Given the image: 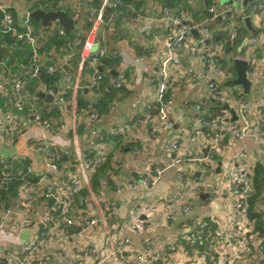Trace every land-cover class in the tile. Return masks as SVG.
Segmentation results:
<instances>
[{"label": "built area", "instance_id": "1", "mask_svg": "<svg viewBox=\"0 0 264 264\" xmlns=\"http://www.w3.org/2000/svg\"><path fill=\"white\" fill-rule=\"evenodd\" d=\"M21 1L25 3L26 8L20 19L7 8L0 7L1 19L4 23V26H0V47L13 51L14 44L18 42L30 47L28 62L21 64L15 71H10L4 56L3 62L0 63V97L5 100V106L7 110L9 109L8 113L7 110L0 112V136L11 140L28 133L31 125L34 124L38 134L33 139H36L35 145L43 155L44 167L36 170L30 165L25 172L16 174L6 158L0 159V198L4 185L15 181L21 183L14 188L18 197L5 200L0 205V234L5 232L19 235L26 230L33 233L31 239L25 243L15 240L10 246L1 248L0 264H73L68 248L60 249L57 259L44 255V245L39 238L41 228L47 229L43 236L52 238L50 223L57 219L65 230L62 237L65 241H69L75 236L76 228L89 234L98 225L99 219H89L86 216V201L83 193L91 190L94 175L108 162L115 167L120 165V160L114 153L115 143L118 140L128 139V136L136 130L139 120L133 118L117 128L104 129L101 125L100 113L91 107H80L77 96L82 89L81 82L86 72L90 73L88 88H97L111 78L110 71L104 70L105 60H117L119 54L109 53L107 48L101 45L99 34L117 18L125 16H129L138 26L139 31L148 38L152 35L153 24L166 27L169 30V39L165 57L156 66L150 78L144 77L143 73L140 76L133 66H126L112 79V88L120 90L130 83H135L141 77L147 80L155 93V99L146 104L143 117L144 122L149 126L150 135L156 137L162 132L173 133L175 77L171 68H180L184 57L199 60L203 67L202 71L197 72L195 68L190 67L186 70L185 76L193 83L201 81L207 83L204 100L192 104L188 99L184 101L183 107L193 108L196 114L191 124L194 136L190 141L196 143L198 135L204 132L206 138L204 156L200 159H191L181 157L183 139L173 133L168 145L169 155L162 166L154 168L152 174L140 182L130 181L125 185L116 186V192L122 194L125 191H135L140 185L143 189L150 190L159 184L164 172L175 169L178 172V182L183 187L173 195L161 199L160 204L167 221L176 222L180 213L185 216L191 214L194 208L193 200L207 188L204 180L189 183L188 166L195 162L202 165L214 164L226 133L235 144L241 145L242 149L233 156V167L227 174L228 184L235 195L233 208L236 214L223 251L218 249L222 242L217 244L213 240L208 243L212 234L206 223L199 222L183 242H173L163 247L147 243L143 248L131 251L133 246L131 238L119 239L109 253L113 264H157L169 253L180 254L185 258L186 264H239L249 260L252 250L260 252L264 238L256 232L250 217V199L255 192L254 176L246 165V162L251 160V156L243 148V144L249 138H256L264 147V106L254 108L249 96L239 90L238 106L232 108L229 101L233 97L226 93L221 83L232 81L235 77L234 73L225 68V62L228 61L225 52L228 41L231 42L232 49L240 39L242 33L238 20L252 18L261 12L264 6L259 2L237 0L238 3L243 4L240 9L232 5L219 9V0H204L207 6L204 16L200 20H192L188 19L184 9L179 6L175 8L165 6L157 13L146 5H137L133 1L102 0L100 7L96 8L94 0H87L84 5L87 9V22L91 23V28L82 38L71 40L65 28L58 22L52 23L51 27H47L49 31L40 35L32 14L37 10H43L45 4H36L34 0ZM54 2L57 9L64 7L65 0H54ZM74 5L75 8H79L81 2ZM108 9H111L110 15L106 14ZM217 18H221L226 24L227 39L220 38L219 36L222 35L211 27ZM51 33L66 39L62 49L64 52L62 59L65 64L72 62L76 57L78 59L77 80L73 84L66 80L63 64L57 65L44 59L43 48ZM4 35H11L15 43L9 45L3 38L1 39ZM249 41L252 50L247 57L234 55L230 59L231 61L246 60L251 68L247 71L248 78L252 84L258 83L264 88V59L260 61L255 52L260 38L254 35ZM262 50L264 53V43ZM134 63L144 65L146 57L136 56ZM42 70L58 77L55 88L40 84L41 92L53 97L49 109L40 105L38 97L30 90L33 81H40ZM204 104L215 105L216 110L206 112ZM225 105L229 108L225 109ZM70 108L76 110L71 145L61 147L53 141V138L67 131L68 126L63 113L68 112ZM231 110H234L236 119L233 118ZM253 113L256 116V124L251 119ZM79 114L81 118L76 117ZM82 125H85L88 131L84 149L81 147L79 134ZM133 149L137 153H147L144 144H136ZM102 181L104 186L109 185L108 178ZM179 206H182L181 212L178 210ZM142 208L139 202H135L131 205L133 216L122 218L117 203L112 201L108 206L107 220L120 222L125 230L135 236H142L147 231V223L135 216L142 211ZM218 252L222 254L219 259L215 256ZM98 256L99 252L93 247H87L82 251V258L85 260ZM258 264L262 262L259 260Z\"/></svg>", "mask_w": 264, "mask_h": 264}, {"label": "crops", "instance_id": "2", "mask_svg": "<svg viewBox=\"0 0 264 264\" xmlns=\"http://www.w3.org/2000/svg\"><path fill=\"white\" fill-rule=\"evenodd\" d=\"M79 1L81 2V6L75 8L74 4ZM86 1L87 0H65L63 8L57 9L54 5L56 10H53H64L67 12L69 17L75 21L74 33L77 34L79 38H82L87 32L85 27L87 24V9L84 5ZM99 1L102 3V0ZM131 1L137 5L144 4L150 10L157 13L161 12V9L165 6L171 7L164 2V0ZM222 1L223 0H219V9H222L226 5H232L238 9L243 6V4L238 3L237 0H225L224 4ZM251 1L259 2L264 6V0H250L249 2ZM177 2L180 5L179 7L183 8L184 12H186L188 19L200 20L204 16L207 7L204 0H177ZM34 3H44L45 6L43 10L51 12L49 9L53 6L52 2L48 0H34ZM100 5H95V7L99 8ZM0 7L7 8L19 19L26 8L25 3L21 0H0ZM238 23L241 27V33H245V39L248 41L243 48L241 47L242 44L240 47H237V54H231V48L228 53L225 52V55L227 54V62L231 61L230 58L234 55L247 57L252 50L249 41L252 37L251 31L246 28L244 21L238 20ZM252 24L257 30L255 35H258L260 38L255 52L259 60L262 61L264 59L262 50L264 43V8L257 15L252 16ZM0 26H4L1 18ZM211 27L216 33L225 36L226 31L223 27L215 22L211 24ZM48 31L47 28L44 29V27L41 26L39 34L43 35ZM151 32V37L148 38L144 36L129 16L117 18L110 23L108 28H104L100 31L99 39L101 45L107 48L111 54L118 53L119 58L116 61L110 60L105 63L104 70L110 71L111 78L97 88H88L90 85V73H85L81 82L82 89L77 96L79 105L80 107H91L97 110L102 117L101 125L104 129L117 128L127 124L133 118L138 119L139 123L136 130L128 136V139L118 140L115 143L114 153L119 158L120 165L115 167L112 163L108 162L105 165L104 171H98L94 175L91 190L84 191L83 193L86 201V216L89 219H99L98 225L93 228L89 234L81 232L80 228H76L75 236L69 241H65L62 237L65 230H63L62 225L57 222L59 221L57 219L50 223L49 230L53 232L52 238L48 239V237L43 236L42 234L46 233L47 229L44 227L41 228L39 238L44 245V255H47L51 259H57L59 257L60 249L68 248L73 264H113L109 253L115 242L119 239L126 237L131 238L133 242L131 251L141 249L147 243H153L163 247L173 242H183L186 236H188L199 222L208 224L209 221L212 223L211 226H215V232H212L209 227L212 236L208 240V243L213 240L217 242V244L222 242V247L220 246L218 249L223 251L225 248V241L227 240L229 231L234 225V216L236 214L233 208L235 195L228 184L227 174L233 167V156L242 149L241 145H237L233 142L228 133H226L224 142L221 145L220 152L216 156L214 164H209L208 166L209 170H212V167H214L213 173L206 175L207 169H205V165L199 162H195L188 166L189 183L196 180H204L207 186L204 192L193 200L192 204L194 208L190 215L185 216L180 213L178 221L172 223L167 221L162 211L160 200L173 195L183 187L178 182V172L175 169L164 172L159 184L150 190H145L140 185L135 191H125L122 194L116 192V186L125 185L130 181L140 182L143 178L150 176L154 168L162 166L164 160L169 155L168 145L173 133L178 134L183 139L184 146L181 157L200 159L204 156L205 152V132L204 134L198 135L196 143L190 141L191 137L194 136L191 124L195 120L196 114L193 108L184 109L183 107L185 100L190 99L192 104L204 100V95L207 91V83L205 81L193 83L185 76L186 70L190 67L195 68L197 72L202 71L203 67L199 60L184 57L180 68H171L172 74L175 77V83L173 85V90L175 92V105L173 109L174 125L177 120L178 111L183 112V125L180 131L173 128V133L162 132L156 137L150 135L149 126L144 122L143 117L145 106L148 102L155 99V93L147 80L141 77L135 83H130L120 90H115L111 86L112 79H114L118 72L126 66H133L134 69L140 73V76L142 73L144 77L148 78L153 75L156 66L161 59L165 57L169 30L160 24H153ZM225 37L223 38L227 39V36ZM13 52L14 51L10 54H4L6 64L7 61L10 60ZM62 56L55 61V64H63L65 66L66 80L68 83L73 84L77 80V64H75L74 61L65 64ZM136 56H145L146 64H135L134 58ZM48 60L51 62L50 58H48ZM21 64L19 59L15 58L14 62L8 67L10 71L13 72L18 69ZM250 70L251 68H249L248 71ZM236 78L237 75L234 77V80ZM232 81H222L221 87L230 97L234 98H232L229 103L232 108H235L238 106L237 92L240 90L244 93V89L239 85H235ZM229 82L232 84H229ZM40 84L36 87V91L38 92L37 95L33 92L32 85L30 88L31 92L36 97H38V94L41 92ZM249 98L253 102L254 108L264 106V88L260 87L258 83H253ZM38 99L40 105L49 109V104L52 102H46L39 97ZM203 107L205 111L209 113L216 110L215 105L213 106L211 104H204ZM2 111L5 112L3 109H0V112ZM8 112L9 109L7 110V113ZM75 113L76 110L74 108H70L68 112L63 113L68 126L67 131L53 138V141L61 147L71 145ZM232 116L234 118L233 114ZM76 117L81 118L82 116L79 114ZM223 118L227 121L225 116H223ZM251 119L254 124H256V116L254 113L251 114ZM197 129H199L198 125ZM29 130L28 133L16 136L11 140H6L0 136V159L6 158L16 174L25 172L26 168L30 165L36 170H41L44 167L43 155L35 145L36 139H33L38 134V130L34 124L31 125ZM79 134L81 138L80 144L82 149H84L86 146V137L88 135L85 125L79 128ZM136 144H144L147 148V153H137L133 149ZM243 148H245L251 156V160L246 162V165L255 177L256 168L258 166L264 167V147L260 140L249 138L246 140L245 144H243ZM218 169H220V172L217 171ZM106 178H108L109 181L108 186L103 185L102 180ZM112 201L117 203L119 214L122 218L133 216L131 205L135 202H139L143 208L142 211L135 216L147 223L146 233L142 236H135L131 232L125 230L120 222L117 223L107 220L108 206ZM181 209L182 206H179V212H181ZM253 213H256L259 217L251 218L254 222V229L264 238L263 200L257 202L253 209ZM32 235L33 233L30 230L23 231L19 235L3 232L0 234V249L10 246L11 242L15 240H20L22 243H25L31 239ZM87 247L95 248L99 252L98 258L91 260L83 259L82 251ZM221 255L222 254L218 252L215 256L219 259ZM259 260L264 264V243L260 252L258 250H252L249 260L239 264H258ZM157 264H186V260L180 254L174 255L169 253L164 259L159 260Z\"/></svg>", "mask_w": 264, "mask_h": 264}, {"label": "trees", "instance_id": "3", "mask_svg": "<svg viewBox=\"0 0 264 264\" xmlns=\"http://www.w3.org/2000/svg\"><path fill=\"white\" fill-rule=\"evenodd\" d=\"M127 1H131V0H127ZM50 2H52V7L49 9L50 11L56 10L55 6L56 3L54 2V0H50ZM164 2H166L169 6L175 8L180 6L177 2V0H164ZM95 5H100L101 2L99 0H95L94 1ZM55 5V6H54ZM36 7V5H35ZM111 13V9H108L106 14L110 15ZM0 18H1V14H0ZM34 24L36 26V28L38 29L37 31L39 32L40 27L42 26V24L40 22H36L34 21ZM43 27V26H42ZM87 31L91 28V23L87 22V24L85 25ZM45 29V27H44ZM48 30V28H47ZM71 40L77 38V34H72L68 36ZM220 38H223L225 36L222 35L219 36ZM245 33H242L240 36L239 41L235 44V46L231 49V51L234 48L240 47L242 42L245 39ZM4 39L9 45L14 44L15 40L11 35H4L1 37V39ZM226 38V37H225ZM66 44V39L65 38H60L57 34L55 33H51L46 40V43L44 45L43 48V53L45 58L44 59H51L50 63H55V61L62 56L63 52V47ZM15 45V49L13 50V54L10 58V60L7 62V65H10L11 63L14 62L15 58L19 59L20 63L22 64H26L29 60V56H30V47L26 44H22V43H16ZM112 61L114 59H107L105 60V63H107L108 61ZM75 64H77L78 59L77 57L73 60ZM116 61V60H115ZM235 72V76L236 74V70H234ZM58 81V77L57 76H51L49 75L46 70H42L41 72V76H40V81H33L32 82V88H33V92L35 93V95H37V91H36V87H38V85L40 83H43L46 87L48 88H55L56 84ZM229 84H232L231 82H229ZM0 109H3L4 111L7 110L6 106H5V100L3 98L0 97ZM105 166L101 169L102 171H104ZM100 170V171H101ZM21 183L19 181H15L14 183H9L4 185V190L1 192V198H0V205L3 201L8 200V199H15L18 197V194L16 192V190L14 189L16 186H19ZM254 187H255V193L254 195L251 197L250 199V217L251 218H259L257 216L256 213H253V209L255 208L257 202L263 200L264 201V167L263 166H258L256 168V173H255V177H254ZM209 224V226H208ZM207 224L208 228L210 227L212 232H215V226H211V222L209 221Z\"/></svg>", "mask_w": 264, "mask_h": 264}, {"label": "water", "instance_id": "4", "mask_svg": "<svg viewBox=\"0 0 264 264\" xmlns=\"http://www.w3.org/2000/svg\"><path fill=\"white\" fill-rule=\"evenodd\" d=\"M33 19L36 22H41L42 26L47 28L51 27L52 23L58 22L62 27L65 28L67 34L71 35L74 34L75 31V21L69 17L66 11L64 10H59V11H51V12H46L44 10H37L32 14ZM215 23L218 24L219 26L223 27L226 31V24L221 20V18H217L215 20ZM245 26L248 30L251 31L252 36H254L257 33V30L253 27L252 24V18L247 17L244 19ZM247 39H245L242 43V48L246 45ZM231 48V42L228 41L226 44V53L230 51ZM12 51L9 48L6 47H0V63L3 62V56L4 54H10ZM234 67L237 73V78L233 80L232 82L235 85H239L244 89V93L247 96H250L251 94V86L252 82L248 78L247 71L249 68V63L246 60L243 59H235L234 60ZM102 71V68L100 69ZM38 97L42 100H45L46 102H52L53 97L45 94L44 92H40L38 94ZM225 108H228L227 105H225ZM232 114L234 115V119H236V114L234 110H231ZM183 112L178 111L177 113V120L175 122L174 128L177 131H180L182 125H183ZM220 172V169L217 170Z\"/></svg>", "mask_w": 264, "mask_h": 264}, {"label": "rangeland", "instance_id": "5", "mask_svg": "<svg viewBox=\"0 0 264 264\" xmlns=\"http://www.w3.org/2000/svg\"><path fill=\"white\" fill-rule=\"evenodd\" d=\"M222 3L224 4V3H225V0H223ZM225 36H227V32H226ZM237 52H238V48H234L230 53H231V54H237ZM230 53H229V54H230ZM225 68H226V70H229V71H231V72H233V73L235 74V72H234L235 67H234V62H233V61H229V62L226 61V62H225ZM208 166H209V164L206 163V164H205V169H207V170H206V172H207L206 175H209L210 173H213L212 170H209V169H208Z\"/></svg>", "mask_w": 264, "mask_h": 264}]
</instances>
